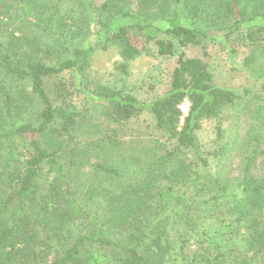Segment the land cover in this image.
Instances as JSON below:
<instances>
[{
    "label": "trees",
    "instance_id": "trees-1",
    "mask_svg": "<svg viewBox=\"0 0 264 264\" xmlns=\"http://www.w3.org/2000/svg\"><path fill=\"white\" fill-rule=\"evenodd\" d=\"M245 1L0 0L1 22L41 27L70 49L54 65L2 60L30 93L0 94V114L14 107L23 115L32 101L29 111L37 110L18 125L0 117V264H264V177L253 175L264 158V0H247L251 9ZM75 14L68 28L65 18ZM222 31L221 41L235 36L247 54L253 85L241 92L216 86L205 61L184 53L199 48L205 57L212 33ZM149 42L159 57L177 56L168 92L148 103L97 84L79 94L77 108L71 86L46 88L64 73H85L96 49L131 61ZM183 100L189 112L180 123ZM144 112L161 139L127 145L117 128ZM229 113L253 124L239 135L223 123ZM205 122L213 125L208 148L197 137ZM15 138L26 142L23 160L10 151ZM236 153L243 166L233 184L225 167ZM211 222L242 234L245 253L186 255L182 237L177 248L170 240L175 228L196 233Z\"/></svg>",
    "mask_w": 264,
    "mask_h": 264
},
{
    "label": "rangeland",
    "instance_id": "rangeland-1",
    "mask_svg": "<svg viewBox=\"0 0 264 264\" xmlns=\"http://www.w3.org/2000/svg\"><path fill=\"white\" fill-rule=\"evenodd\" d=\"M96 1L98 3L103 2V0ZM245 2L247 3V0ZM247 7L248 9L252 8L248 3ZM77 17L78 14H75L72 19L65 18L66 26L74 29ZM78 24L81 23L78 22ZM241 30L242 34L246 31L245 28ZM81 33L83 35L87 34V28L81 29ZM144 33L154 39L164 38L163 35L156 33L152 28L145 29ZM224 34L225 31L212 33V39L206 46L205 57L199 48L188 47L184 49V53L188 57H198L205 61L213 75V83L216 86L234 92H241L253 85L249 71L243 65V58L247 54L235 36H231L228 43L221 41ZM16 37L19 39L16 40ZM71 43L74 45L79 44L80 46L83 44V42ZM67 47H69L67 42H62L54 33L41 27L31 25L25 21L11 23L9 21H0V94L9 92L12 95V91L15 92L16 90L22 94L30 93L29 84H20V82L15 81L2 67L4 57H9L12 62L24 63L27 58H30L54 65L59 58L70 57V49ZM176 56L174 54L167 59L159 57L153 42H149L146 50L142 51L137 58L131 61L122 59L113 48L106 50L96 49L93 53L91 65L85 73H76L75 76L71 73H64L47 82L46 88L50 92L53 88L51 83H57L58 81L71 86L74 93L72 101L77 108L83 105L81 103L83 97L79 94L84 91L88 92L91 90V85L97 84L119 91L123 96H132L141 103H148L152 99L159 98L168 92ZM36 105V101L30 102L29 107L24 110H27V113L23 115H21L22 110L18 111L13 107L10 115L0 114V117L3 118L1 120H8L5 124L15 122L18 125L20 122H24L25 119L28 120L30 118L31 114L37 110L34 108L36 110L30 112L33 106ZM223 123L225 126L230 124L232 128L238 129L239 135H243L250 128V125L253 124V120L249 115L241 116L237 119L234 114L229 113L225 116ZM101 124L105 127L109 126L104 121H101ZM109 127L117 128L113 125ZM212 127V123L205 122L197 133L199 143L203 147L208 148L211 144L214 136ZM117 130L120 138L131 146L138 145L134 143L136 141L149 144L151 141L161 139L153 129L151 116L145 112L137 119L130 121L123 131L120 128H117ZM260 149L264 150V145ZM10 151L14 157L23 160L27 156L25 140L13 139L10 144ZM242 166L243 156L239 155V153H236L226 165L225 168L233 184L238 183ZM89 170V168H85L83 171ZM253 175L258 178L264 177V158L260 157L258 159ZM230 229L225 224L220 225L217 222H211L196 233L185 232L181 228H175L169 235L175 248L179 245L177 244L179 237L183 238V252L186 255L203 251L205 248L215 255L219 248L222 250L221 252L226 253L232 247L239 249V252L244 254L245 248L241 239L242 234L234 236L230 233Z\"/></svg>",
    "mask_w": 264,
    "mask_h": 264
},
{
    "label": "built area",
    "instance_id": "built-area-1",
    "mask_svg": "<svg viewBox=\"0 0 264 264\" xmlns=\"http://www.w3.org/2000/svg\"><path fill=\"white\" fill-rule=\"evenodd\" d=\"M178 109L181 113L180 123H182L183 119L188 115L189 102L187 100H183L182 103L178 105Z\"/></svg>",
    "mask_w": 264,
    "mask_h": 264
}]
</instances>
